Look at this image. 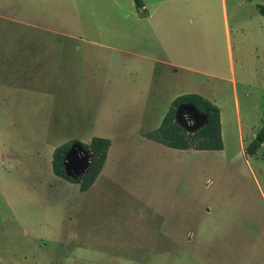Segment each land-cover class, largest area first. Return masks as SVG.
<instances>
[{"label": "rangeland", "instance_id": "rangeland-1", "mask_svg": "<svg viewBox=\"0 0 264 264\" xmlns=\"http://www.w3.org/2000/svg\"><path fill=\"white\" fill-rule=\"evenodd\" d=\"M1 1L3 14L20 21L0 18V264H110L116 258L121 264H264V146L244 154L230 125L235 106L223 40L212 57L206 51L172 56L221 75L226 81L216 88L213 77L170 73L153 60L141 77L134 67L125 73L135 57L121 51V18L136 11L132 0ZM260 2L227 0L246 144L264 121ZM128 22L136 36L131 44L141 50L145 41ZM139 25L151 26L146 19ZM182 73L189 81L177 82ZM180 90L201 94L222 111L223 150H178L143 135L159 125ZM176 121L193 130L204 116L184 106ZM94 136L111 145L93 185L80 191L52 172V152L70 139ZM88 161L89 152L76 144L67 173H83ZM94 192L138 195L150 223L89 224L99 213L86 196Z\"/></svg>", "mask_w": 264, "mask_h": 264}, {"label": "crops", "instance_id": "crops-1", "mask_svg": "<svg viewBox=\"0 0 264 264\" xmlns=\"http://www.w3.org/2000/svg\"><path fill=\"white\" fill-rule=\"evenodd\" d=\"M142 1L143 6L137 8L136 11L131 9L129 14H125V16L121 18V51L125 55H133L135 57V60H128V62H126L127 64L124 66L125 73L134 67V70H138L137 72H140L141 77H143L148 61L153 60L154 62L161 63L166 68H171L173 71H170V73L174 72V74H176L177 70H182L185 72H199L204 76L213 77L215 81L210 84L216 88L217 85H221V82L226 81V79L221 75L213 72L198 70L187 63L173 60L172 56H179L180 54L198 55L199 53H202V51H206L212 57L213 55H216V53H219L217 46L218 43H222L223 40L229 54V82L233 87L235 106V111L229 120L230 125L233 127L236 137L239 140L238 143L241 150L244 152L247 142H245L242 134V118L239 110V100L237 97L233 71L227 0ZM260 1V3H264V1ZM257 4L258 3H255V8ZM6 5V3L3 4L0 0V6L3 7ZM131 6L135 7L134 0H132ZM2 7H0V18L4 19L7 23H16L17 21H20L14 13L7 12L3 14L4 12L2 11ZM215 9L218 10L217 15L215 14ZM143 19H146L151 26L148 28L140 26L139 24ZM127 21H132L131 25L133 26V34L137 35V33L140 32V35H142L141 41H145L141 50H138L136 45L133 46L131 44V40L134 39V41H136V36H133L129 31L130 22L127 23ZM22 23L30 24L31 22L30 20H22ZM155 39L158 42H156ZM132 47H135V49L133 50ZM154 47L160 50V56L155 57L153 55L152 51L154 50ZM144 48L146 49L143 50ZM21 49L22 51L25 50L23 47ZM141 77L140 82L142 83L143 81ZM182 81H189V74L182 73V76L179 77L177 82ZM183 91L184 90H180L179 92H176V94H173L171 96V101L176 96L184 94ZM220 121L223 139L225 120L222 111H220ZM189 122L194 123V118L190 117ZM196 129L198 128H194L193 130L189 129L188 131H194ZM256 133L254 132L252 136H255ZM262 146H264V142L261 144L260 148ZM224 147H226L225 143L223 145V149ZM86 196H90L94 201H96V204L93 205L99 211L97 215L91 216V219L88 220V223L91 225L99 226V224H103V222L107 223L106 220L114 227H133L140 223H150L147 219L143 220L142 206L147 205L146 203H136V199L139 197L138 195H134L133 197L132 195H129V197H125V194L121 195V192H94L90 195L87 193ZM131 198L135 199V203L126 202V199ZM128 211L134 212L127 213ZM141 226L143 225L141 224ZM119 230H121V228ZM245 230L250 236L248 233L250 229ZM110 264H121V259L116 258Z\"/></svg>", "mask_w": 264, "mask_h": 264}, {"label": "trees", "instance_id": "trees-1", "mask_svg": "<svg viewBox=\"0 0 264 264\" xmlns=\"http://www.w3.org/2000/svg\"><path fill=\"white\" fill-rule=\"evenodd\" d=\"M134 4L136 8H139L143 6V1L134 0ZM256 8L264 18V3H258ZM262 56L264 60V50ZM184 106H190L198 114L204 116V123L201 127L188 131L176 121L177 110ZM143 135L149 140L178 150H222L220 109L201 94H180L171 101L159 125L144 132ZM263 142L264 121L255 137L245 146V154L254 155ZM76 144L81 150L89 152V161L85 171L73 177L67 173L65 161L69 153L76 148ZM110 145V139L101 136H94L89 142L70 139L54 148L51 160L52 172L70 183L77 184L80 191H86L93 185L102 170Z\"/></svg>", "mask_w": 264, "mask_h": 264}]
</instances>
